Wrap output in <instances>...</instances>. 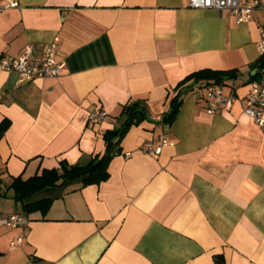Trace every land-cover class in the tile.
I'll return each mask as SVG.
<instances>
[{
    "label": "crops",
    "instance_id": "1",
    "mask_svg": "<svg viewBox=\"0 0 264 264\" xmlns=\"http://www.w3.org/2000/svg\"><path fill=\"white\" fill-rule=\"evenodd\" d=\"M0 0V57L58 38V77L21 80L0 71V264H264V126L240 102L261 56L264 11L238 22L229 10L192 8L188 0ZM235 70L222 83L236 100L208 113L206 81L190 73ZM219 84V83H216ZM181 105L163 123L170 99ZM142 101L147 118L120 139L108 177L47 185L24 201L15 178L84 163L101 155L122 107ZM107 117L91 123V109ZM158 153L143 143L159 135ZM48 208L23 210L47 201ZM22 204V205H21Z\"/></svg>",
    "mask_w": 264,
    "mask_h": 264
},
{
    "label": "built area",
    "instance_id": "2",
    "mask_svg": "<svg viewBox=\"0 0 264 264\" xmlns=\"http://www.w3.org/2000/svg\"><path fill=\"white\" fill-rule=\"evenodd\" d=\"M188 5L192 8H212L217 10H229L234 13L237 21H246L252 15V10L260 9L264 11V0H188ZM12 5H17L14 0ZM260 37L256 41V48L260 55L264 54V25L259 27ZM58 38L44 45L42 53H35L32 47L25 46L24 50L17 56H1L0 71L14 72L21 80H34L44 77H58L63 71L64 61L57 59ZM242 99L244 111L252 117L260 126H264V82L252 81L250 90ZM205 93V106L208 113H214L220 108H230V104L236 100L232 92H225L223 84L210 83L207 85ZM107 111L101 108L91 109L88 113V120L91 123L103 121L107 117ZM164 135H159L156 146L153 147V140L143 143V148L151 153H158L160 146L167 143ZM27 215L23 213H11L0 216V224L7 226H22V233L9 244L11 248L17 247L27 232ZM31 264V262H28Z\"/></svg>",
    "mask_w": 264,
    "mask_h": 264
},
{
    "label": "trees",
    "instance_id": "3",
    "mask_svg": "<svg viewBox=\"0 0 264 264\" xmlns=\"http://www.w3.org/2000/svg\"><path fill=\"white\" fill-rule=\"evenodd\" d=\"M255 73L250 76V78L255 79L256 76H260L264 73V54H262L255 63ZM236 77L235 70H216V69H200L194 71L182 79L181 83L188 81L189 79L196 81H206L207 83H219L224 84L227 81L234 79ZM179 105H181V99L179 94L176 93L170 99L169 108L162 115L163 123H172L179 110ZM145 105L142 101H134L125 104L121 109V118L119 119V124L117 128L107 131L103 136L106 139L107 145L105 152L101 155L91 156L88 161L84 163L66 164L61 162L60 169H45L41 174L28 177L26 180H21L15 178L12 183L15 192V199L24 201L25 198L33 195L37 190L47 186L65 183L67 180H72L76 178H81L82 184L85 186L90 183H99L108 177V161L115 155L121 152L119 148L120 139L123 134L129 129L133 124H139L142 120L147 118V110L144 108ZM8 121H3L0 124V136L4 129L8 125ZM48 200L45 202L38 203H24L22 205L23 210L29 212L42 208L46 211L48 208ZM23 203V202H22ZM221 258H216V263L220 264Z\"/></svg>",
    "mask_w": 264,
    "mask_h": 264
},
{
    "label": "water",
    "instance_id": "4",
    "mask_svg": "<svg viewBox=\"0 0 264 264\" xmlns=\"http://www.w3.org/2000/svg\"><path fill=\"white\" fill-rule=\"evenodd\" d=\"M252 73H255V70H253V72Z\"/></svg>",
    "mask_w": 264,
    "mask_h": 264
}]
</instances>
